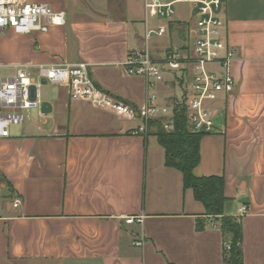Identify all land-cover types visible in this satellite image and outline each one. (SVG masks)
<instances>
[{"label": "crops", "instance_id": "crops-1", "mask_svg": "<svg viewBox=\"0 0 264 264\" xmlns=\"http://www.w3.org/2000/svg\"><path fill=\"white\" fill-rule=\"evenodd\" d=\"M29 1L64 11L66 22L47 32L0 31L4 76L16 64L37 79L39 64L86 61L100 88L135 107L146 80L124 62L147 27L165 28L151 40L161 57L183 47L195 23L188 3L165 21L145 0ZM223 18L237 86L214 103L217 128L203 136L194 172L224 176V210L241 220L244 264H264V0H226ZM43 86L39 105L0 137V264H231L220 218L166 165L155 125L133 134L140 119L72 99L68 85ZM176 88L170 75L155 87L162 103L181 94ZM132 215L142 221L127 223Z\"/></svg>", "mask_w": 264, "mask_h": 264}, {"label": "built area", "instance_id": "built-area-1", "mask_svg": "<svg viewBox=\"0 0 264 264\" xmlns=\"http://www.w3.org/2000/svg\"><path fill=\"white\" fill-rule=\"evenodd\" d=\"M177 3L194 7L195 23L188 29L183 47H173L163 56L156 55L151 40L165 34L164 27H147L141 47L131 51L124 66L129 75L146 80L147 94L142 105L135 107L103 90L91 74V65L78 63L39 64L37 79L27 64L14 65V71L0 80V137L10 135L12 125L21 124L26 111L40 103V88L46 84L68 85L72 99H86L92 104L115 110L142 124L133 134L146 135L155 121L167 131L174 129L176 108L184 106L188 127L193 132L211 133L217 128L214 103L232 93L237 81L231 72L237 50L224 33L223 10L226 0H145L147 11L154 9L160 19L167 21L175 13ZM66 22L65 12L47 3L29 0H0V31L12 29L18 34L39 30L47 32ZM170 75L180 88L179 96L162 103L155 87ZM20 200L14 201L18 207ZM247 206L240 208L246 213ZM142 216H129L127 223L141 222ZM142 245L143 240H136ZM224 247L230 249V242Z\"/></svg>", "mask_w": 264, "mask_h": 264}, {"label": "trees", "instance_id": "trees-1", "mask_svg": "<svg viewBox=\"0 0 264 264\" xmlns=\"http://www.w3.org/2000/svg\"><path fill=\"white\" fill-rule=\"evenodd\" d=\"M156 134L160 144L165 148L166 165L176 167L183 174L184 188H192L195 198L201 201L209 216L219 217L225 242H230V249L224 248V259L231 264H244L242 241L243 228L241 220L225 214V178L223 175L198 176L194 169L200 162V144L204 133L189 129L184 106L176 108L174 129L167 131L161 122L155 121ZM205 225L199 221V228Z\"/></svg>", "mask_w": 264, "mask_h": 264}, {"label": "rangeland", "instance_id": "rangeland-1", "mask_svg": "<svg viewBox=\"0 0 264 264\" xmlns=\"http://www.w3.org/2000/svg\"><path fill=\"white\" fill-rule=\"evenodd\" d=\"M5 72H6V70L4 68L0 67V78L2 76H4ZM43 87H48V84L44 85ZM176 91L179 93L180 92V88H176Z\"/></svg>", "mask_w": 264, "mask_h": 264}, {"label": "water", "instance_id": "water-1", "mask_svg": "<svg viewBox=\"0 0 264 264\" xmlns=\"http://www.w3.org/2000/svg\"><path fill=\"white\" fill-rule=\"evenodd\" d=\"M174 42H175V44H177L176 36H174ZM177 45H178V44H177Z\"/></svg>", "mask_w": 264, "mask_h": 264}]
</instances>
